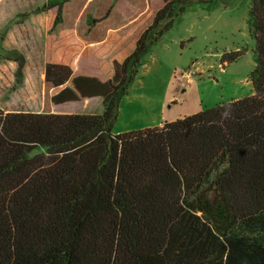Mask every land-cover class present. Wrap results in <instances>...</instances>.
Here are the masks:
<instances>
[{
	"label": "trees",
	"instance_id": "trees-1",
	"mask_svg": "<svg viewBox=\"0 0 264 264\" xmlns=\"http://www.w3.org/2000/svg\"><path fill=\"white\" fill-rule=\"evenodd\" d=\"M87 1L41 9L42 110L0 108V264H264V0L249 1V95L119 133L141 57L189 0ZM87 98L100 113L51 110Z\"/></svg>",
	"mask_w": 264,
	"mask_h": 264
},
{
	"label": "rangeland",
	"instance_id": "rangeland-1",
	"mask_svg": "<svg viewBox=\"0 0 264 264\" xmlns=\"http://www.w3.org/2000/svg\"><path fill=\"white\" fill-rule=\"evenodd\" d=\"M249 1L189 0L185 11L174 19L173 26L141 57L133 81L119 99L113 131L160 117L174 120L220 101L249 95V75L255 64V41L247 25ZM47 2L0 0V108L4 111L42 110L43 68L49 60L45 45L47 22L49 15L55 13L52 7L41 10ZM117 8L124 16L132 10L123 1L117 3ZM231 51H239L241 55L220 69V55ZM13 52L25 58L20 85L15 84ZM151 55L156 58L152 63ZM138 96L146 97L148 103L145 107L142 105L135 116ZM159 102L162 109L157 112ZM143 107L148 114L141 113ZM53 110L100 113L102 106L85 100Z\"/></svg>",
	"mask_w": 264,
	"mask_h": 264
},
{
	"label": "crops",
	"instance_id": "crops-1",
	"mask_svg": "<svg viewBox=\"0 0 264 264\" xmlns=\"http://www.w3.org/2000/svg\"><path fill=\"white\" fill-rule=\"evenodd\" d=\"M161 38H162V37H161ZM161 38H160V39H161ZM149 61H150V63H152L153 61H156V58H155L153 55H151V56H149ZM146 99H147V98L144 97V96H138V97H137V102H139V104H138L136 110L134 111L135 116H137V115H138L137 113L140 112V110H138V109H141L142 105L145 107V104L148 103V102H146V101H147ZM85 100H89V101L93 100V101H96V102L98 103V105L100 104V99H99V98H87V99H82V100L77 101V102H81V101H85ZM68 103H70V102H68ZM68 103H63V104H58V105H52L51 110H52V112H55V113H61V112H56V111H54L53 108H54V107L63 106V105H67ZM144 107H143V110H141V113H142V114H143V113L148 114V112H146V110L144 109ZM161 109H162V102H159L157 112L160 111ZM144 111H145V112H144ZM136 112H137V113H136ZM196 112H197V111H196ZM62 113H71V112H62ZM74 113H75V112H74ZM191 113H194V112H191ZM191 113H189V114H191ZM185 115H188V114H185ZM118 116H121V115L118 114ZM182 116H184V115H182ZM182 116H180V117H182ZM158 117H159V116H158ZM118 118H119V117H118ZM160 118H161V117H160ZM160 118H156L155 120H153V121H151V122H149V123H143V124H138V125H137V124H134V125L131 126V128H130L129 126H126V128L123 129V130L113 131V128H112V131H113L114 133L125 132V131H129V130H134V129L144 128V127H149V126H155V125H158V124H160V123H162V122H164V121H171V120H162V119H160ZM178 118H179V117H178ZM116 120H117V118H116ZM116 120H115V121H116Z\"/></svg>",
	"mask_w": 264,
	"mask_h": 264
}]
</instances>
